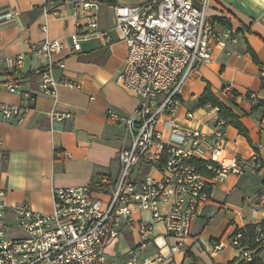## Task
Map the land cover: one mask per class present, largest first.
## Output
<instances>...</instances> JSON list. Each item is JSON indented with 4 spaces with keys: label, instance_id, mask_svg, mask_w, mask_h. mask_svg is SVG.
I'll list each match as a JSON object with an SVG mask.
<instances>
[{
    "label": "crops",
    "instance_id": "0c3cea01",
    "mask_svg": "<svg viewBox=\"0 0 264 264\" xmlns=\"http://www.w3.org/2000/svg\"><path fill=\"white\" fill-rule=\"evenodd\" d=\"M100 4L87 14L73 16L75 2ZM148 0H115L109 5L100 0H65L57 17L42 13L43 0H0V15L17 13L11 21H0V105H20V96L3 89L7 80L13 81L19 91L36 95L32 110L18 124L5 121L0 114V192L6 213L25 203L38 214L52 211L51 191L54 188H92L98 177L106 176L114 183L120 172L118 153L131 143V132L126 121L133 117L140 98L126 90L119 75L123 70L126 45L114 27L113 6H133ZM86 16L96 20V31L109 36V40L92 38L80 42L74 51L71 37L90 32ZM208 19L213 29L222 34L227 29L220 20L228 22L234 34L224 48L212 43L210 65H198L180 91V104L175 120L183 129H198L209 133V125L217 109L209 106L196 108V101L206 84L214 96L226 103L225 92H236L230 106L247 131L249 141L231 126H226L224 153L240 163H246L253 154L261 159V168L255 173L247 171L240 176L227 175L215 183L208 202L192 222L189 239L177 245L164 237V225L153 223L151 242L146 250H136L139 235L135 228L124 227L116 240L106 247L107 259L114 264H150L151 257L162 247L170 253L173 264H229L237 256L229 245L230 236L238 228L256 225L264 213V91L261 72L264 71V0H210ZM47 26V33L42 26ZM46 38L62 44L53 54V77L62 75L80 85V89L57 87L53 99L39 91V80L33 71L46 63L31 51L34 44ZM234 40V41H233ZM255 55L257 62L253 60ZM23 55L22 69L15 66L17 56ZM64 63L65 70L57 68ZM249 99L260 101L252 107ZM55 112L64 118L51 119ZM111 112L118 120L108 115ZM191 113L192 118L187 114ZM162 123L156 126L164 138L168 132ZM155 172L145 164L134 175L142 178ZM257 184L255 191H250ZM258 195L262 201H256ZM167 206L160 207L164 212ZM253 211L257 213L252 215ZM135 220L152 223L149 211H135ZM7 221H11L8 216ZM9 233H17L12 229ZM223 247L212 252L211 246ZM176 250L170 251V248ZM131 253L137 257L131 261Z\"/></svg>",
    "mask_w": 264,
    "mask_h": 264
},
{
    "label": "built area",
    "instance_id": "2783aa9c",
    "mask_svg": "<svg viewBox=\"0 0 264 264\" xmlns=\"http://www.w3.org/2000/svg\"><path fill=\"white\" fill-rule=\"evenodd\" d=\"M210 0H148L133 6H113L114 27L126 45L123 70L119 75L123 87L140 98L133 117L126 121L131 132V143L118 153L120 172L111 183L106 176L98 177L92 188L66 187L51 191L52 211L38 214L25 203L15 205L7 215L0 192V264H114L107 259L106 247L116 240L124 227L135 228L139 235L136 250H146L151 242L153 223L164 225V237L177 245L189 239L192 222L208 202L210 190L227 175H243L248 168L255 173L261 168V159L253 154L246 163L224 153V122L214 116L209 133L198 129H183L175 120L180 104V91L198 65H210L212 43L224 48L234 35L232 31L217 33L208 19ZM65 0H43L42 13L57 17ZM100 3L75 2L73 16L87 14ZM15 11L0 15L1 22L16 16ZM89 33L71 37L74 51L80 42L92 38L109 40V36L96 31L94 17L86 16ZM47 33V26H42ZM234 41V40H233ZM58 40L46 38L34 44L31 51L46 65L33 71L39 80V91L53 99L57 87L80 89L65 75L59 81L53 77L52 55L62 49ZM23 55L15 59L22 69ZM57 68L64 71V63ZM264 78V71L261 72ZM3 89L20 96V105H0L2 118L21 124L32 110L36 95L19 91L10 80ZM253 99L250 104L253 105ZM108 115L118 120L111 112ZM51 119L64 116L52 112ZM168 132L164 138L156 126L162 123ZM192 118V114H187ZM196 161L205 164L202 173ZM145 164L153 174L137 178L134 172ZM258 195L256 201H262ZM167 209L161 212L160 207ZM135 211H149L152 223L135 220ZM264 214V213H263ZM252 215L257 213L253 211ZM10 216L11 221H7ZM264 219V215H263ZM262 219V220H263ZM261 220V221H262ZM12 229L19 235L9 236ZM229 238V245L237 256L232 264H264V231L257 228L252 240L242 231ZM220 243L211 246L212 252L222 249ZM176 250L175 247L170 251ZM159 248L150 264H173ZM137 257L131 253V261Z\"/></svg>",
    "mask_w": 264,
    "mask_h": 264
},
{
    "label": "trees",
    "instance_id": "16d2710c",
    "mask_svg": "<svg viewBox=\"0 0 264 264\" xmlns=\"http://www.w3.org/2000/svg\"><path fill=\"white\" fill-rule=\"evenodd\" d=\"M114 1L115 0H100V2H104V3H107L109 5H113ZM220 22H221L222 26H224L227 30L231 31V28H230L229 23L227 21L224 22V21L220 20ZM234 34H236V32H234ZM248 51L252 55L253 60L255 62H257L256 57L251 52V50L248 49ZM261 80H262L261 88L264 91V78L261 77ZM224 97L226 99L227 104L233 105V100H234V98L238 97V94L234 91L225 92ZM252 100L253 99H251V100L249 99L250 102ZM226 103H223L220 100H218L214 96V94L212 93V91L210 89V85L206 84V87H205L203 93L201 94V96L196 101L195 107L196 108H202V107L209 106L212 109H217V116L220 120H222L224 122V127L231 126L232 128L236 129L241 136H243L244 138H246V140L249 141L247 131L244 128V126L241 124L239 117L233 113L230 106L229 105L227 106ZM261 104H262V102L255 101V103L251 106L256 107V106H260ZM196 163H197L196 165L198 166L199 170L202 173L207 172L204 163H202L200 161H196ZM263 186H264V181H263ZM257 228H260L262 231H264V219L256 225H246L244 227V231H242V233H243L245 238L252 240L254 238V236L257 234V232H256ZM236 232L237 231H235L234 233H236ZM234 233L232 235H234ZM229 264H232V262Z\"/></svg>",
    "mask_w": 264,
    "mask_h": 264
},
{
    "label": "rangeland",
    "instance_id": "374dc122",
    "mask_svg": "<svg viewBox=\"0 0 264 264\" xmlns=\"http://www.w3.org/2000/svg\"><path fill=\"white\" fill-rule=\"evenodd\" d=\"M258 185L259 184H257L255 187H252L251 189H249L250 191H255V190H257V188H258ZM14 232H17V231H14ZM10 235H14V234H17V233H9ZM232 248V247H231ZM236 258V257H235ZM234 258V259H235Z\"/></svg>",
    "mask_w": 264,
    "mask_h": 264
}]
</instances>
